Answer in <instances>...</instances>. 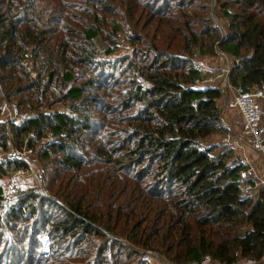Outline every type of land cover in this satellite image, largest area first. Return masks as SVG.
Listing matches in <instances>:
<instances>
[{
    "label": "trees",
    "instance_id": "obj_1",
    "mask_svg": "<svg viewBox=\"0 0 264 264\" xmlns=\"http://www.w3.org/2000/svg\"><path fill=\"white\" fill-rule=\"evenodd\" d=\"M212 1L0 0V146L33 150L43 182L11 202L0 184V264L263 263L264 188L206 146L228 129L197 62L222 52L233 88L264 89V0H217L223 30Z\"/></svg>",
    "mask_w": 264,
    "mask_h": 264
},
{
    "label": "built area",
    "instance_id": "obj_2",
    "mask_svg": "<svg viewBox=\"0 0 264 264\" xmlns=\"http://www.w3.org/2000/svg\"><path fill=\"white\" fill-rule=\"evenodd\" d=\"M221 55L226 60V63L219 69L206 67L205 64L198 65L200 73L206 76V79L202 83L200 82V85H207L215 88L219 87L223 94V107L237 110L242 116L244 124L241 133L234 132L230 124L222 117L221 121L228 129V132L224 136L223 144L240 153L239 164L245 166V169L241 172V179L244 181L242 191L245 195H251L264 188V179H262L256 167L252 165L251 160L246 156L245 152L246 147H248L264 160V109L262 107L264 89H256L253 92L245 93L241 89L233 88L229 79L231 74L230 62L224 53L221 52ZM229 93L233 96L231 100L227 99ZM30 117L29 114L22 113L15 103H4L1 107V118L10 125L15 124L21 126L27 122ZM32 138H34L33 134L30 135V139ZM2 154H4V151L0 146V163L7 160L23 162L29 166V171L27 173L33 170V167L27 161V155H33V150L28 149V147L23 151L16 152L8 158H3ZM24 174L26 173L23 171L14 174L12 178V188H14L16 179ZM188 264H261V262L242 259L236 263H226L216 261L211 256H205L201 261L190 262Z\"/></svg>",
    "mask_w": 264,
    "mask_h": 264
},
{
    "label": "rangeland",
    "instance_id": "obj_3",
    "mask_svg": "<svg viewBox=\"0 0 264 264\" xmlns=\"http://www.w3.org/2000/svg\"><path fill=\"white\" fill-rule=\"evenodd\" d=\"M212 2H213L212 3L213 4V6H212V15L215 18V20L217 21L220 29L223 30V29L226 28L228 22L222 16V12H221V9H220L219 5L217 4V0H213ZM123 41L124 40H122L121 43H120L121 49H120L119 54H121V55L124 54V53H126V52H129L128 49H127V46L125 45L126 43L123 42ZM197 63L199 65L205 64L206 67H212V68L219 69V68H221V67L224 66L222 64L225 63V62L223 61V58H220L218 56V57L212 58V59L199 60ZM232 98H233L232 94L229 93L227 95V99L228 100H231ZM220 104H221V107H222V104H223L222 101H220ZM221 111H222V114L225 113L224 107H223V109ZM233 118L235 119L234 122L241 128L242 125H243V123H242L241 116H240V114L237 111L236 112L234 111ZM230 127H231V125H230ZM233 131L239 133V131H236V130H233ZM220 137H219V139H220ZM223 141H224V137H222L219 140L218 144L219 145H222L223 147H225V149L226 148L227 149H230L229 147L224 146ZM208 145L209 144H207L206 146H208ZM215 145H217V144H215ZM217 149L219 150V148H216V150ZM249 149L250 148L246 147L245 152H247L246 153V156L251 160L252 157H253V155H252L253 151L252 152H248ZM218 150H217V152H218ZM229 151L231 152V158L234 159L236 157V153H235L236 150H234V149L232 150L231 149ZM16 152H18V151H13V150L11 151L10 150L8 152V154L7 153L2 154V157L3 158L4 157L5 158H8L9 156L11 157ZM5 154L7 156H5ZM27 161L33 167V170L30 173H26L23 176H20L18 179H16V182L14 184V188H12V178L13 177L10 178V176H8L2 182H0V184L4 186V192H5V196L7 197L8 202H11V199L14 196L18 195L21 191H26V190H28L31 187H41L42 188V185H43V182H42V162H41L40 158L37 155H35L34 152H33V155H31V154L30 155H27ZM256 169L258 170L257 167H256ZM259 173H260L262 179H264V174L261 173V172H259ZM12 176H14V175H12ZM45 194L49 198V193L47 191L45 192ZM146 255H147V258L152 262V264H172V262H168L164 256H161V255L157 254L156 252L148 251V252H146ZM6 263H7V259L3 262V264H6ZM262 264H264V261H263Z\"/></svg>",
    "mask_w": 264,
    "mask_h": 264
},
{
    "label": "crops",
    "instance_id": "obj_4",
    "mask_svg": "<svg viewBox=\"0 0 264 264\" xmlns=\"http://www.w3.org/2000/svg\"><path fill=\"white\" fill-rule=\"evenodd\" d=\"M262 107L264 109V101L262 102ZM224 111L225 113L223 114L224 118L226 119V121L231 125V128L233 130H236V131H239L242 132L243 130V125H242V129L234 122V118H233V113L234 111L236 112L237 110H234V109H229V108H224ZM238 112V111H237ZM239 113V112H238ZM241 116V115H240ZM241 119H242V116H241ZM242 123L244 124V121L242 119ZM263 124H264V120H263ZM237 133V132H236ZM213 136V137H210L208 138L207 140V144H209L210 146L211 145H215V144H218L219 140L222 138V136ZM217 142V143H216ZM253 150L249 149L248 152H252ZM236 153V157L233 159L230 157V164L232 163H238L239 160H240V153H238L237 151L235 152ZM247 153V152H246ZM253 157L251 159V163L253 166L257 167L259 172L263 173L264 174V161L263 159L253 151L252 153ZM231 156V155H230ZM237 159V160H236Z\"/></svg>",
    "mask_w": 264,
    "mask_h": 264
}]
</instances>
